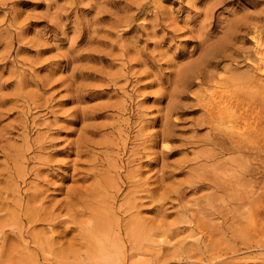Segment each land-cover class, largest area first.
<instances>
[{"label":"rangeland","instance_id":"obj_1","mask_svg":"<svg viewBox=\"0 0 264 264\" xmlns=\"http://www.w3.org/2000/svg\"><path fill=\"white\" fill-rule=\"evenodd\" d=\"M249 26L264 0H0V264H264Z\"/></svg>","mask_w":264,"mask_h":264},{"label":"bare ground","instance_id":"obj_2","mask_svg":"<svg viewBox=\"0 0 264 264\" xmlns=\"http://www.w3.org/2000/svg\"><path fill=\"white\" fill-rule=\"evenodd\" d=\"M247 29L249 30V32L250 33H252L251 34V36H250V40H251V42L253 43V45H254V49H253V51H252V53L250 54V53H248V52H246L247 53V57H245L246 59H247V64H249L251 67V71H252V73H253V75L254 74H258V77H259V74H261V73H263L262 71H264V59H262L261 57H264V27H259V26H249V27H247ZM241 38H243V37H241ZM243 39H245V38H243ZM236 53V51L233 53V54H235ZM239 53H241V52H239ZM243 54H245V53H243ZM258 55H261V57H259ZM238 56V55H237ZM251 56H253L254 58L253 59H251ZM239 57V56H238ZM237 62V61H236ZM256 72V73H255ZM202 76V75H201ZM257 76V75H256ZM256 76H246V75H244V76H240L239 78H237V80H240L243 84H245L246 86H247V88H252V86H253V84L252 83H255L256 82V80H257V77ZM211 79H212V77H210ZM214 78V77H213ZM201 79V78H200ZM205 79L206 78H203V80L202 81H205ZM207 80V79H206ZM208 81V80H207ZM258 81V80H257ZM251 84H252V86H251ZM249 86V87H248ZM237 87V86H236ZM232 89V88H231ZM234 89V88H233ZM248 93H250V91H249V89H248ZM250 94H252V93H250ZM258 97V96H257ZM256 99V98H255ZM258 100V99H257ZM216 118V117H215ZM111 227H112V225H111ZM104 229V228H103ZM110 231V230H109ZM109 233V232H108ZM119 234V233H118ZM117 235V234H116ZM134 235V234H133ZM139 235H140V233H139ZM119 236V235H118ZM132 236V235H131ZM133 237H135V236H133ZM138 238H139V236H136L135 237V240H134V243H132V247H131V251H134V252H138V251H140V247L141 246H139V240H138ZM144 238V237H143ZM133 239V238H132ZM146 240V242H147V248L150 246L149 245V243H151V242H149L148 243V241H150V240H148V239H145ZM101 241V240H100ZM143 241V240H142ZM139 242V243H138ZM105 245V244H104ZM92 247H93V245H92ZM95 249H98V248H95ZM107 250V249H106ZM94 251V250H93ZM99 252V251H98ZM98 252H96V253H98ZM95 255V254H94ZM93 255V256H94ZM96 257V255L93 257V258H95ZM90 258H92V257H90ZM92 258V259H93ZM96 258H98V256L96 257ZM91 259V260H92ZM90 260V259H89ZM92 263V262H91ZM108 263V262H107ZM98 264V263H97Z\"/></svg>","mask_w":264,"mask_h":264}]
</instances>
